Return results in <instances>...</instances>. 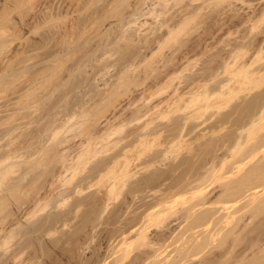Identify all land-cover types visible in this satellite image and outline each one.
I'll use <instances>...</instances> for the list:
<instances>
[{
	"label": "bare ground",
	"instance_id": "6f19581e",
	"mask_svg": "<svg viewBox=\"0 0 264 264\" xmlns=\"http://www.w3.org/2000/svg\"><path fill=\"white\" fill-rule=\"evenodd\" d=\"M71 1L56 7L50 0H0V51L19 40L11 50L6 47L9 52L2 49L6 54L0 61V264H41L39 258L47 247L35 245L32 237L65 234L72 222L70 214L76 219L86 206L96 207L98 218L105 214L113 220L120 210V225L111 231L112 237L120 238L112 250V264H264V135L250 143L244 139L264 117V98L245 122L238 123L235 137L225 135V140L224 136L222 154L213 155L214 143L216 147H206L203 156L193 145L196 140L188 139L192 120H198L199 127L209 123L197 141L225 131L224 117L217 121L222 122L217 128L218 124L209 122L217 112L206 118L207 113L228 108L240 94L260 89L264 83V56L260 55L264 0H258L257 7L246 0L255 5L246 12L245 0H83V17L78 9L82 1ZM19 10L25 11L24 16ZM15 11H19L16 16ZM41 17L46 21L63 18L52 26L44 23L52 27L46 29L57 47H51V52L47 46L45 54L40 52L42 42L24 32L25 26L26 31L37 24L39 28ZM231 24L235 28L249 25L243 27L247 31L239 29L247 33L228 41L225 34H231ZM255 31L263 35L258 34L262 38L257 42L251 39L258 45L260 61L248 55L255 46L245 40ZM76 40L83 42V49ZM73 44L83 50L79 55L83 61ZM75 54L82 72L98 73L95 79L100 86L89 94V85H84L89 100H82L83 91L78 90L82 103L70 109V92L77 87L70 90L71 80L77 78L74 71L78 69L67 62ZM14 65L18 67L12 71ZM65 66L72 70L65 73ZM166 92L171 95L165 97ZM167 122L177 123L170 130L174 131L170 141L164 135L168 143L160 139L168 134ZM76 138L79 143L74 147ZM183 150L195 165L198 162L185 174L179 172ZM144 156L148 159L140 162ZM167 159L178 161L173 165ZM162 161L170 165L168 172L179 170L174 180L156 190L160 193L152 200L141 198L140 213H125V204L129 207L135 199L124 193L131 179V189L141 193L146 185L165 183L160 180L166 176L159 166ZM140 170L150 172L137 179ZM221 179L226 183L210 187ZM93 188L95 193L83 195ZM180 198H187V205L177 209L174 203ZM112 203L117 209L111 208ZM153 221L160 227L155 232L150 230ZM52 237L55 242L57 236ZM171 241L175 248L164 254ZM135 244L137 253L131 249ZM106 263L107 258L101 262Z\"/></svg>",
	"mask_w": 264,
	"mask_h": 264
},
{
	"label": "rangeland",
	"instance_id": "374dc122",
	"mask_svg": "<svg viewBox=\"0 0 264 264\" xmlns=\"http://www.w3.org/2000/svg\"><path fill=\"white\" fill-rule=\"evenodd\" d=\"M54 1V0H53ZM52 0H50V2L54 5V3H55V6L57 7H59V6H64L63 4H66V3H68V4H70L69 2H67L66 0H55V2H53ZM62 1V2H61ZM69 1H71V0H69ZM73 1V0H72ZM72 1H71V3H72ZM75 1V0H74ZM80 1H82V2H80V5H79V10L80 9H82V11H83V0H80ZM243 1V0H242ZM249 1V0H248ZM248 1L246 2V0H245V2H243L244 4H242L243 6H244V8H242L243 10L245 9V12L246 11H250L249 9L250 8H252V9H254L255 8V5H252L253 7H251L249 4H251V3H253L254 4V2L256 3V7L258 6V5H260L259 4V1L258 0H252V1H249V4H248ZM58 2H59V4H58ZM61 2V3H60ZM64 2V3H63ZM77 2V1H76ZM251 2V3H250ZM63 3V4H62ZM74 3V2H73ZM72 3V4H73ZM57 4V5H56ZM62 4V5H61ZM76 5H77V3H75ZM239 4V6H240V4H241V1H240V3H238ZM54 6V8H56ZM82 7V8H81ZM242 7V6H241ZM248 9V7H249V9L247 10L246 8ZM22 9V8H21ZM77 9V10H78ZM251 9V10H252ZM77 10L75 11V13H78L77 12ZM20 11V10H19ZM19 11H15L16 13H15V16L16 15H18L17 14V12L19 13ZM81 10L79 11L80 13L82 12ZM25 12V11H24ZM23 11H20V13L21 14H19V15H21V16H24V15H22L23 13H24ZM74 13V14H75ZM72 14V13H71ZM70 15V16H75V17H77V15L78 14H75V15ZM82 14V13H81ZM78 16H80V14L78 15ZM20 17V16H19ZM18 16H17V18H19ZM81 17V16H80ZM82 17H83V14H82ZM21 18H24V17H21ZM42 18V17H41ZM41 18L40 19H38V21L40 22H42V23H39V28H37L38 27V24L37 23H34V25L35 24H37V25H35V27H36V30H35V32H34V30H33V28H35V27H33V28H31V30H33L32 32H31V30H27L26 31V29H28V27L27 26H25V29H24V32H26V35H27V33H28V36H31L30 38L31 39H35L36 41H38V43H39V41L40 42H42L43 43V41H42V39L45 41L47 38H50V39H48V40H46L45 42L47 43V44H44L43 43V45H42V43H39V44H41V48H40V52H42V54H45V52L47 51H49V49L47 50V48L49 47L50 48V50H51V52L53 51L52 49H51V47L52 48H57V47H55V44H53L55 41V39H53V41L51 40L52 39V34H50V37H46L47 35H49L47 32H49L48 31V29H50L51 30V28H48V27H50V25L52 26L53 24H54V22H57V21H59V20H62L63 18H58V20L57 21H54V20H52V21H50L51 19H49V21H48V19H47V21H46V19L44 20V18H42L43 20H41ZM149 20L151 21V19L149 18ZM49 23L50 25L47 27L46 25H48V24H45V26H44V23ZM262 23H263V25H264V22L262 21ZM32 25V24H31ZM33 25V26H34ZM247 24H245L243 27L244 28H246L247 26L249 27V25H247ZM263 25H261V27L264 29V26ZM42 26H43V28H42ZM231 26H232V24H231ZM235 26H237V25H234V26H232V27H234V29L233 28H231V27H229L230 29H228L229 31L231 30V29H233L232 30V32H231V34H229V32H228V30L226 29V32H228V34L229 35H227V34H225L226 36H227V40L228 41H230V40H232V41H234V40H238L240 37H241V30H244V28L243 27H240V28H238V27H236L235 28ZM27 27V28H26ZM45 27V28H44ZM248 27L246 28V29H248ZM46 28H48V29H46ZM238 28V29H237ZM241 28H243V29H241ZM30 29V28H29ZM39 29V30H38ZM43 29V30H42ZM239 29H241V30H239ZM240 32H239V31ZM260 30V29H259ZM259 30H257V31H259ZM46 31V32H45ZM244 31H247V30H244ZM257 31H255V33H252V35H251V33L249 34V36L245 39V40H247L248 42L250 41L251 43L255 40L256 42L257 41H259L258 40V38H262L263 37V35H264V33H263V35L262 34H259L260 32H258L257 34H256V32ZM30 32V33H29ZM45 32V33H44ZM51 32V31H50ZM248 32H250V30H248ZM252 32V31H251ZM34 33V34H33ZM247 32H245V33H243L242 34V36L244 35V34H246ZM31 34V35H30ZM222 34V33H221ZM253 34H256V35H253ZM258 34L261 36L262 35V37H260V36H258ZM40 35H42V36H40ZM83 36V35H82ZM82 36H80V38H78L79 40L80 39H83L82 38ZM236 36H239V37H236ZM35 37V38H34ZM46 37V39H44ZM29 38V37H28ZM30 38H29V40H30ZM41 38V39H40ZM229 38V39H228ZM236 38H238V39H236ZM39 39V40H38ZM77 39V38H76ZM251 39L253 40V41H251ZM17 40L18 39H15V41H11L10 42V44H9V46L7 45V46H4V47H2L1 48V51H3L2 52V54L0 53V61H1V57H3V54L5 53L6 54V52H4V50L5 49H7L8 50V48H6V47H9V50H11L12 48H13V46H14V44H16L17 43ZM50 40H51V42H50ZM19 41V40H18ZM31 41V40H30ZM48 41V42H47ZM77 41V40H76ZM83 42H84V39L82 40ZM74 42V43H76L77 45H79V46H81L82 44H83V42ZM231 41V42H232ZM246 41V42H247ZM264 41V40H263ZM15 42V43H14ZM50 42V43H49ZM247 42V43H248ZM79 43V44H78ZM80 43H82V44H80ZM264 43V42H263ZM260 44V46L262 45V47L264 48V44ZM250 44V43H249ZM254 44V46H255V48H253V45ZM10 45H12V46H10ZM53 45V46H52ZM74 45L75 44H73V47H74ZM251 46L250 47H252L253 49H251V50H255V52H253V51H251L250 49H248V50H250V51H248L247 53H248V55H252V58H256V60L258 61H260V59H258V57H259V55H257L256 56V52H258V50L256 49V47H258V45H256V43L255 42H253L252 44H250ZM48 46V47H47ZM221 46V45H220ZM249 45H247V47H248ZM47 47V48H46ZM250 47H248V48H250ZM11 48V49H10ZM80 48V47H79ZM81 48L83 49V45L81 46ZM80 48V51L77 49V47L75 46L74 47V49L76 50V52H78V53H76L78 56L83 52V50ZM260 48V47H259ZM258 48V49H259ZM2 49H4V50H2ZM216 49V48H215ZM7 50H5V51H7ZM9 50L7 51V52H9ZM55 50V49H54ZM214 50V49H213ZM257 50V51H256ZM263 51L261 52L262 54H260V55H262V56H264V49H262ZM0 51V52H1ZM44 51V52H43ZM82 51V52H81ZM215 51V50H214ZM99 52H101V51H99ZM212 52V51H211ZM74 55L75 57H71V59H72V61L74 60V59H76V60H74V62H71V59H70V61H68L67 62V64L69 63V67H72V68H74L75 70L76 69H78V70H76V71H74L75 72V74H76V77L77 78H72V84H71V88H75L76 86L77 87H80V89L78 88L77 89V87L75 88L76 90H74V88L73 89H70V90H74V91H71L70 92V97H69V104H68V106L67 107H69L70 109H72V107H76L75 106V104H77L78 102L80 103H82V101L80 100V98L81 97H79V96H81L82 95V100H84L85 98H86V95H84V94H87V95H89V94H92V93H90L91 91H96V89H98V87H96V86H100V85H98L97 83H100V82H97V77H96V79H95V76L96 75H98V73H96L95 71H93L92 72V70H86L85 72H89L88 74L87 73H85L84 71L82 72L81 71V69H80V67H79V65L81 66V61H83V60H81L82 59V55L81 56H79V59L81 60H78V57L76 58V56L77 55ZM83 54V53H82ZM253 55H254V57H253ZM261 56V57H262ZM44 57V56H43ZM81 57V58H80ZM246 57L248 58V56L246 55ZM204 58V57H203ZM260 58V57H259ZM40 58H38V60H39ZM78 60V61H77ZM263 60V61H262ZM261 61L263 62V65H262V62H261V64L259 63V65H262V67H264V58H261ZM78 62H80V64L78 63ZM73 63V65H71L70 66V64H72ZM78 63V64H77ZM83 63V62H82ZM258 63V62H257ZM75 64H77V68H76V66H75ZM67 66V67H68ZM13 67H15V68H13ZM18 67V65H14V66H12L11 67V70L12 71H14L16 68ZM66 68V66H65V69L67 70H65L66 72L65 73H69L70 71H68V70H72V68ZM79 67V68H78ZM13 68V69H12ZM119 69V68H118ZM82 70H83V67H82ZM80 71V72H79ZM115 71H117V68L115 69ZM111 72L112 74H114V73H116V72ZM11 72V71H10ZM79 72V73H78ZM82 72V74H80ZM95 72V73H94ZM91 73V74H90ZM111 73H109V75H111ZM81 76H80V75ZM85 76H84V75ZM83 75V76H82ZM89 77H88V76ZM108 75V76H109ZM224 75H227V74H224ZM75 76V75H74ZM92 76V77H91ZM93 76H94V79L96 80V84H93L94 83V79H93ZM99 76V75H98ZM228 77H229V75H227ZM227 76H225V77H227ZM80 77L82 78V79H84L85 77H87V78H85L83 81L80 79ZM100 77V76H99ZM99 77H98V81H99ZM223 77V76H222ZM221 77V78H222ZM91 79V80H89V79ZM224 78V77H223ZM236 78H238L237 76L235 77L234 76V80H236ZM5 79H7V78H5ZM74 79V80H73ZM87 79V80H86ZM101 79V78H100ZM78 80L79 81H81L80 83H79V85H76L77 83L76 82H78ZM177 81H179L180 82V79H176ZM73 81H75V83L73 82ZM87 82V84H86V82ZM101 82H102V80H100ZM177 81H175V84L176 83H179V82H177ZM264 81V80H263ZM262 81V82H263ZM84 82V84H82ZM93 82V83H92ZM232 82H233V80H232ZM20 82L18 81V80H15V85H17V86H19L18 84H19ZM82 84V85H81ZM180 84V83H179ZM182 84V83H181ZM14 85V86H15ZM73 85H75V86H73ZM82 87H81V86ZM84 85H89L88 87L87 86H85V87H87V88H89V89H87V88H85V89H87V92L89 93H87L86 92V90L85 91H83V87H84ZM174 85V84H173ZM73 86V87H72ZM93 88H92V87ZM176 86H177V84H176ZM181 86H183V84L182 85H178L177 87H180V89H183V87H181ZM175 87V86H174ZM173 87V88H174ZM262 87V88H261ZM14 88V87H13ZM95 88V89H94ZM172 88V89H173ZM260 89H255V90H253V91H251L250 93H242V94H240V96H239V98H236V99H234L232 102H231V104L228 106V108L226 107V108H224V110L222 109V110H219V111H217V110H215V109H213V110H211V112H209V113H207V115L205 116L206 118L207 117H209V116H211L212 114L211 113H216V114H214V115H212L211 117V119L209 120V122L211 123V122H214V123H216V126H217V124H218V126H217V128L221 125V123L222 122H217L219 119H221L222 117H224L223 119L226 121V123L225 124H227V127H226V129H225V131L224 130H222L223 132H220L219 134H217V135H214V136H206V138L204 137L201 141H197L198 139H196V138H198L199 136H200V134L202 135L204 132H207L208 130L207 129H209L208 127H207V124H209V123H206V124H204V125H201L200 127L199 126H197V124H199V121L197 120H195V121H190L189 122V125H188V127H190L191 128V130H193V131H191L192 133H189L188 134V139L189 140H196V142L194 143L193 142V145L194 146H196L197 148H200L202 151H203V156L205 155V153H206V147L208 148V146H210L211 144H213V146L214 147H216L215 146V144L217 145V149L215 150V152L213 153V155H218L219 153H220V151H221V153L220 154H222V152H223V150H222V148L224 149V152L226 151V147H222V145L224 144V142H225V140H228V138H233V136L235 137L237 134H238V123H240V122H242V121H246L247 120V117L248 116H250V115H252L253 114V112H254V110L256 109V107H258V105H259V103H260V101L261 100H263V98H264V83L262 84V86H260L259 87ZM15 89H17V87L15 88ZM82 89V90H81ZM90 89H92V90H90ZM172 89L170 90V91H167V92H172ZM8 90H10V89H8ZM79 90V92H80V90L81 91H83V92H80V95H79V93L77 92ZM181 91V90H180ZM180 91H178V92H180ZM261 91V92H260ZM8 92V91H7ZM7 92H6V94H7ZM9 92H11V90L9 91ZM8 92V94H10L11 95V93H9ZM85 92V93H84ZM166 92V93H167ZM165 93V94H166ZM168 94V93H167ZM165 95V97L166 96H170L171 95V93H170V95L168 94V95ZM247 94V95H246ZM79 95V96H78ZM76 97L75 98V101L73 100L74 98L73 97ZM85 97V98H84ZM164 97V96H163ZM70 98H72L71 100H70ZM79 98V99H78ZM88 98H90V97H88L87 96V98H86V100H84L85 102H87L89 99ZM88 99V100H87ZM80 100V101H79ZM70 101L71 102H73L74 103V105L73 104H70ZM83 101V102H84ZM76 102V103H75ZM78 103V104H79ZM251 103V104H250ZM78 104H77V106H78ZM71 105H72V107H71ZM2 106L0 105V109H2L1 108ZM78 108V107H77ZM73 109H75V108H73ZM225 114V115H224ZM247 114V115H246ZM215 116V117H214ZM242 116V117H241ZM214 117V118H213ZM231 118V119H230ZM176 119V118H175ZM174 119V120H175ZM179 118H177V120H175L176 122L177 121H179L178 120ZM228 120V121H227ZM263 121V122H262ZM262 121H261V123L259 124V126L258 127H256L255 126V128L254 129H252V131H251V133H247L246 135H244V139H247V138H249V143L250 142H254V141H256V139L258 138V137H260L261 135H264V117H263V119H262ZM164 122H166V121H164ZM175 122V123H176ZM192 122V123H191ZM195 122H197V124H195ZM229 122V123H228ZM190 123H191V125H190ZM167 124L169 125V127H168V129H169V131L170 130H173L172 129V127H176V125H177V123H176V125L174 124V123H171V124H173L172 126H171V124L169 123V122H167ZM237 124V125H236ZM234 125H236V126H234ZM195 126H196V129H195ZM215 126V127H216ZM199 127V128H198ZM194 129H195V131H194ZM227 130V131H226ZM168 131V130H167ZM169 131H168V134L166 133V132H164V133H166V134H163V138L161 137L160 139H162V141L163 142H165V141H167V139L170 137V136H172L173 135V133H171V132H174V131H170V135H169ZM236 131V132H235ZM224 132H225V134H224ZM235 132V133H234ZM231 134V135H230ZM164 135H167L166 136V138H165V136ZM169 135V136H168ZM199 135V136H198ZM228 137H226V136ZM247 135H249L248 137H247ZM224 136L226 137V138H224ZM246 136V137H245ZM172 138V137H171ZM171 138H169L168 139V141H170V139ZM208 138V139H207ZM221 138V139H220ZM225 140H224V139ZM261 138V137H260ZM166 139V140H165ZM213 139V140H212ZM79 141V139H75L74 141H75V143H74V141H73V139L71 140V142H70V145H72V144H74L73 146L74 147H77V145H76V143H79V142H77V141ZM214 140H215V142H214ZM217 140H218V142L219 143H217ZM248 140V139H247ZM72 141H73V143H72ZM168 141L166 142V143H168ZM208 141H210V142H208ZM206 142V143H205ZM72 143V144H71ZM165 143V147L166 146H168V144H166ZM202 143V144H201ZM215 143V144H214ZM248 143V144H249ZM205 144H207L206 146H204ZM248 144H247V146H248ZM76 145V146H75ZM198 145V146H197ZM72 146V147H73ZM204 146V147H203ZM213 146H212V148H213ZM247 146L245 147V148H247ZM222 147V148H221ZM158 148L159 147H157V150H158ZM164 148V147H163ZM162 148V149H163ZM161 149V148H160ZM159 149V150H160ZM204 149V150H203ZM210 149H211V147H210ZM221 149V150H220ZM155 151V150H154ZM153 150H151L150 152H154ZM205 151V152H204ZM218 151V152H217ZM185 152V153H184ZM188 152H186V151H182L181 152V154H180V156H179V158H178V160L180 159V161H182V167L179 169V170H177V172L179 171L180 173H182V174H185L186 172L185 171H189L190 170V168L191 167H193L194 165H195V163H194V160L191 158L190 159V154L188 153ZM146 155L147 154H149L148 152L147 153H145ZM144 154V155H145ZM219 154V155H220ZM213 155L211 156V155H209L208 156V158L209 159H212L211 157H213ZM143 156V155H142ZM188 156V157H187ZM143 158H145V156L143 157ZM143 158H141L140 159V162H142V161H145V160H147L148 158H145V159H143ZM170 159H167V160H165L166 162H168ZM177 160V159H176ZM174 161V160H170L169 162H171L173 165L174 164H176L177 163V161ZM213 160V159H212ZM233 160V159H232ZM165 161H162V164L165 162ZM193 161V162H192ZM139 162V161H138ZM186 163V165H184ZM193 163H194V165H193ZM198 162H196V165H195V167L198 165L197 164ZM159 166H160V168L162 167V169L163 170H165V178L163 177V178H161L160 180L163 182L164 180V182L165 183H163L162 185H160L159 187H157L155 184H157V183H155V184H153V183H151V185H146V187H148V189L149 190H147V188L146 187H142V193L140 192L141 191V189L140 190H136V191H134L133 189H131V188H133V186H132V184L133 183H131L132 182V180H134V179H131L130 180V182H129V185L124 189V193L126 194V195H129V197H130V199H133V198H135V199H133V203H131L130 204V208L128 207V205L127 204H125V206H124V209H125V207H126V212L125 213H127L128 215H130V214H132L131 212H133V213H135V211H137V213H140L141 212V210H142V208H140L139 207V203L137 204V202L139 201V200H141V198H145V200L147 199V200H152L155 196H157L159 193H160V191H158V192H156V190H158V189H160L161 187L162 188H165L166 187V184H168V183H170L171 181H173L174 180V178H175V174L177 173V172H173V169H172V171L171 172H168L169 171V169L171 168L170 167V165H161V164H159ZM166 166V167H165ZM186 167V168H185ZM151 170V169H150ZM150 170H148L147 172H145L144 170H140L141 172L137 175V177H135V178H137V179H141V178H143V175H145V174H147V173H149L150 172ZM142 173H145V174H142ZM142 174V175H141ZM142 176V177H141ZM186 176H188V174H186L185 175V177ZM141 177V178H140ZM167 178V179H166ZM144 179V178H143ZM170 179V180H169ZM225 179V181H229V177L228 178H224ZM224 179H221V181H223V182H221V181H217V182H215V184H212L210 187L212 188V187H216V185L217 184H219V185H217V187L215 188V189H217L218 187H220L221 186V184L223 183H226V182H224ZM228 179V180H227ZM169 180V181H168ZM166 181H168L167 183H166ZM221 183V184H220ZM222 184V185H223ZM153 185H155L154 187H153ZM214 185V186H213ZM141 186H143V185H141ZM141 186L139 187V188H141ZM129 187V188H128ZM152 187H153V189H152ZM93 189H94V191H93ZM93 189H90L88 192L87 191H85V193L83 194V195H86V194H89V193H95L96 191H95V189L96 188H93ZM145 189V190H144ZM152 189V190H151ZM212 189H214V188H212ZM139 191V192H138ZM151 191V192H150ZM153 191V192H152ZM135 192V193H134ZM155 192H156V195H155ZM129 193V194H128ZM125 194H124V196H125ZM131 195V196H130ZM151 196H153V197H151ZM122 197H123V195H122ZM132 197V198H131ZM138 198H140V199H138ZM149 198V199H148ZM186 200H187V198H185ZM185 200V201H186ZM184 201V198H183V201H182V198H180V199H178L174 204H175V206L177 207V209H181L180 207H182L183 205L185 206V205H187V202H185ZM182 202H185L184 204L182 203ZM135 204H136V206H135ZM115 205H116V203L114 204V203H112V205H111V208H115V209H117V207H115ZM87 208H83L84 210H83V214H80L76 219H74V213H72V214H70V216H69V218L71 219V225H69V227H67L65 230H67L66 231V233L65 234H67V235H65V234H60V233H58V235H55V236H53V237H55L56 238V236H57V239H55L56 241L54 242L53 240H51V237L50 236H48V235H44V233H41V234H36L35 235V237H32L33 238V242H34V240H35V242L37 243H35V245H44L45 246V249H46V247H47V249H46V251H47V253H42V255H41V257L39 258V260H40V262H41V264H101V262L105 259V258H107V263L109 262V264H112V255H114V254H112L113 252H112V250H113V248H114V246H117L118 244H119V242H120V238H117V239H115L114 237H112L111 236V231H115V230H113L115 227L117 228V226L118 225H120V223H119V221L118 220H120V219H118V218H120V217H118L117 218V216L120 214V210L118 211L119 213H117V215H112V217H115V219L116 220H113V219H111V218H108L105 214V216L104 215H102L101 217H97V215H95L96 213L94 212L96 209V207H91V209H90V207H88V206H86ZM128 208V209H127ZM70 209H72V208H70ZM128 210H129V212H128ZM85 215V216H84ZM83 216V217H82ZM87 216V217H86ZM107 217V218H106ZM127 216H125V215H123L122 216V218H126ZM82 218V219H81ZM78 219V220H77ZM95 219H97V220H95ZM113 220V221H112ZM113 222H116V223H113ZM154 222V223H153ZM152 223H151V231L152 232H155V230H159L160 229V227H157V224L155 223V221H153ZM118 223V224H117ZM61 224V223H60ZM59 223H57V227L59 226V228H62L61 227V225H60ZM156 224V225H155ZM94 226V227H93ZM155 227H157V228H155ZM63 235H64V237H63ZM40 237H41V239H40ZM53 237H52V239H53ZM79 237V238H78ZM108 237V238H107ZM43 238V239H42ZM71 239V240H70ZM75 239V240H74ZM80 239V240H79ZM109 239V240H108ZM112 239V240H111ZM119 239V240H118ZM39 240H40V242H39ZM70 241V242H68V241ZM74 240V241H73ZM114 240H116V241H114ZM53 241V242H52ZM111 241V242H110ZM173 241H171V242H167V243H172ZM43 243H45V244H43ZM118 243V244H117ZM48 244V245H47ZM82 244V245H81ZM110 244V245H109ZM136 246L138 245V244H135ZM134 245V246H135ZM167 245V248L165 249V253L164 254H167L169 251H171V250H173L174 248H175V246H176V244L174 243H172L171 244V246H168V244H166ZM133 246V248H131L132 250H133V253H137V252H139L138 250H139V248H138V246L135 248ZM48 247H49V250H48ZM166 247V246H165ZM112 248V249H111ZM137 249L136 251H134L135 249ZM167 250H169V251H167ZM48 254V255H47ZM97 254V255H96ZM109 254L111 255L110 257H109ZM51 255V256H50ZM102 255V256H101ZM43 256V257H42ZM55 258H54V257ZM100 256V257H99ZM57 261V262H56ZM151 261V260H150ZM43 262H45V263H43ZM66 262V263H65ZM106 263V264H107ZM147 264H151L150 262H148Z\"/></svg>",
	"mask_w": 264,
	"mask_h": 264
}]
</instances>
